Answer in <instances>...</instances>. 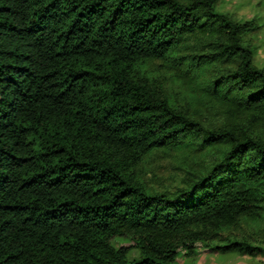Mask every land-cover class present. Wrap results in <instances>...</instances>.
<instances>
[{
    "label": "trees",
    "instance_id": "obj_1",
    "mask_svg": "<svg viewBox=\"0 0 264 264\" xmlns=\"http://www.w3.org/2000/svg\"><path fill=\"white\" fill-rule=\"evenodd\" d=\"M220 2L0 0V264L264 252L259 27Z\"/></svg>",
    "mask_w": 264,
    "mask_h": 264
},
{
    "label": "rangeland",
    "instance_id": "obj_2",
    "mask_svg": "<svg viewBox=\"0 0 264 264\" xmlns=\"http://www.w3.org/2000/svg\"><path fill=\"white\" fill-rule=\"evenodd\" d=\"M218 13H228L239 22L255 21L259 29L247 37L248 43L254 48V64L264 66V0H221L216 7ZM157 155L146 166V180L157 190L174 191L181 185L185 170L189 165L184 164L180 157ZM189 164V163H188ZM194 168V163L190 164ZM120 242L116 243L118 246ZM196 255L187 257L181 250L175 264H264V252L250 257L238 253L221 254L209 250L205 245L198 244ZM139 257L137 251L130 253L131 259Z\"/></svg>",
    "mask_w": 264,
    "mask_h": 264
}]
</instances>
